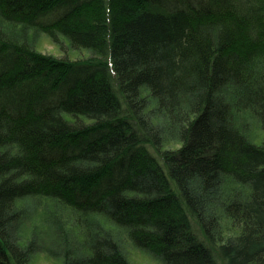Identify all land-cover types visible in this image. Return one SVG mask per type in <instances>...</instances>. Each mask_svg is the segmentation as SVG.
Masks as SVG:
<instances>
[{
    "label": "trees",
    "instance_id": "16d2710c",
    "mask_svg": "<svg viewBox=\"0 0 264 264\" xmlns=\"http://www.w3.org/2000/svg\"><path fill=\"white\" fill-rule=\"evenodd\" d=\"M34 198L64 264H264V0H0V264Z\"/></svg>",
    "mask_w": 264,
    "mask_h": 264
},
{
    "label": "rangeland",
    "instance_id": "374dc122",
    "mask_svg": "<svg viewBox=\"0 0 264 264\" xmlns=\"http://www.w3.org/2000/svg\"><path fill=\"white\" fill-rule=\"evenodd\" d=\"M30 37H33L35 43H37L38 49L42 50L44 54L61 56L60 51L54 48L51 41L43 34L34 33V35ZM237 121L239 124H245V122H247L244 127L253 132L254 135L256 131L259 132L255 121L247 114H241ZM48 208H50V202L46 203L45 201L34 198L31 200L23 216L25 220L21 223V234L22 232H27L28 236L33 234V245L31 246V249H33V258L30 257L31 264H64L62 260L64 261L67 253L82 258L86 257L84 253L81 254V251L84 249L81 240L75 237L72 231L68 232V226L64 225V219L72 220L73 218L66 217L69 209L67 210L64 208V210H62L61 207H56L58 215H54V213L52 216V218L54 217L53 220L48 221V217L43 213L44 210ZM83 221L82 218V222ZM102 221L104 225H107L104 219H102ZM92 226L100 230L102 228L97 220ZM128 245L129 244L125 246V252L134 264H162L154 256L146 253V251ZM76 246H79V252H75Z\"/></svg>",
    "mask_w": 264,
    "mask_h": 264
}]
</instances>
